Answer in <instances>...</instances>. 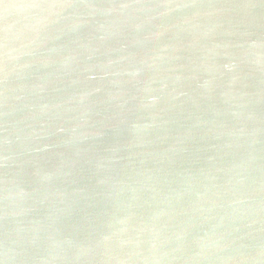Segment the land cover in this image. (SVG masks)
<instances>
[{"label":"water","instance_id":"95a60500","mask_svg":"<svg viewBox=\"0 0 264 264\" xmlns=\"http://www.w3.org/2000/svg\"><path fill=\"white\" fill-rule=\"evenodd\" d=\"M0 264H264V0H0Z\"/></svg>","mask_w":264,"mask_h":264}]
</instances>
